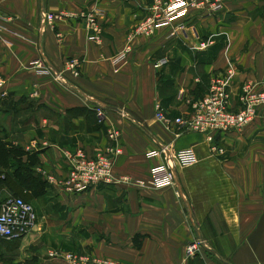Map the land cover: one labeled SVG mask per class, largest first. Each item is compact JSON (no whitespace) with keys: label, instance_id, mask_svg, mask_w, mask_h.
<instances>
[{"label":"crops","instance_id":"obj_1","mask_svg":"<svg viewBox=\"0 0 264 264\" xmlns=\"http://www.w3.org/2000/svg\"><path fill=\"white\" fill-rule=\"evenodd\" d=\"M152 6L153 0H0V142L20 152L26 172L18 181L16 162L0 165L8 178L0 192L22 197L36 213L24 239L38 260L61 252L127 264H264V109L242 132L216 135L220 156L202 134L155 118L156 106L170 118L186 114L187 101L201 98L218 75H231L233 111L244 84L260 90L264 0H224L213 14L190 9L168 28L135 36L131 51L112 63ZM97 10L101 38L94 42L79 15ZM44 14L62 16L47 23ZM36 59L51 73L30 67ZM71 61L78 77L67 69ZM110 131L119 133L117 141L108 139ZM111 146L120 150L114 173L144 181L167 158H146L159 146L192 149L196 162L174 165L170 189L101 184L66 193L64 154ZM196 240L200 251L185 261L186 245Z\"/></svg>","mask_w":264,"mask_h":264},{"label":"built area","instance_id":"obj_2","mask_svg":"<svg viewBox=\"0 0 264 264\" xmlns=\"http://www.w3.org/2000/svg\"><path fill=\"white\" fill-rule=\"evenodd\" d=\"M224 0H153L150 16L140 21L132 35L127 38L122 52L117 54L112 63H119L131 51V42L135 36H148L154 31L168 28L178 20L186 17L190 9L207 11L210 14L222 10ZM98 10L88 14H80L79 18L84 22L85 28L90 33V40L99 42L101 30L97 21ZM62 15L44 14L42 21L53 23ZM182 29V26H179ZM201 44L200 48H205ZM165 64L164 60L157 62L158 68ZM30 67L40 74H50L51 70L40 59L30 62ZM67 69L74 77L79 76L77 61H71ZM230 78L231 75H218L214 77L205 94L198 99L188 100L189 111L179 117L170 118L165 115L159 106H156L155 118L168 126L183 127L193 133L202 134L209 145L212 154L220 156L223 149L215 139L216 135L240 133L253 125L260 117L259 111L264 109V80L260 83V90L255 91V85L246 83L241 87L239 97V109H230ZM2 96H6L4 91ZM97 123L103 120V112L96 109ZM264 119V117H263ZM119 133L110 131L108 139L117 141ZM120 155L117 147H107L103 151L96 150L92 155L83 151H75L73 154L65 153L64 158L68 164L65 178L60 183L64 191L71 195H79L89 191L98 185H126L136 189L150 187L153 190L170 189L175 186L174 165H190L196 162V156L192 149L179 150L170 153L164 146L146 153L147 159L155 157H167L160 165L149 170V179L144 181L130 176H118L114 173V158ZM0 241H12L26 238L34 229L36 215L32 206L21 198L7 196L0 192ZM202 243L198 240L188 243L184 249V260L193 259L200 251ZM67 264H127L111 259L90 256L89 254L67 253L62 256Z\"/></svg>","mask_w":264,"mask_h":264},{"label":"rangeland","instance_id":"obj_3","mask_svg":"<svg viewBox=\"0 0 264 264\" xmlns=\"http://www.w3.org/2000/svg\"><path fill=\"white\" fill-rule=\"evenodd\" d=\"M15 160L16 159L13 158L12 162H15ZM35 255L36 251H34L33 245L29 240L22 239L16 243L0 242V264H51L49 262L51 259H55L59 264L63 262V254H61V252L58 254L55 252H46L40 260H38Z\"/></svg>","mask_w":264,"mask_h":264},{"label":"trees","instance_id":"obj_4","mask_svg":"<svg viewBox=\"0 0 264 264\" xmlns=\"http://www.w3.org/2000/svg\"><path fill=\"white\" fill-rule=\"evenodd\" d=\"M20 155V152L18 151H14V150H10V149H7L6 146L0 142V165L3 166V167H6L7 164L12 160L13 158H15V162L17 164L18 167V172L19 173V178H18V181H22L23 180V177L26 176V172L25 170L17 163V159H18V156ZM15 162H12V163H15ZM22 175V176H21ZM7 174H1L0 175V182L1 181H5L7 180ZM12 197H18V198H21L23 200L22 197H19V196H12ZM25 201V200H23ZM26 202V201H25ZM27 203V202H26ZM22 239L20 240H12V241H5V240H1L0 242H6V243H16V242H19L21 241Z\"/></svg>","mask_w":264,"mask_h":264}]
</instances>
